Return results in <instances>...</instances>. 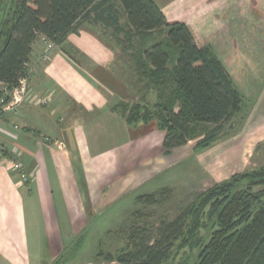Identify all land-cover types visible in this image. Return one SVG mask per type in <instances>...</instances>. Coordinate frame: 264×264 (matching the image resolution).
Listing matches in <instances>:
<instances>
[{
  "label": "trees",
  "instance_id": "obj_1",
  "mask_svg": "<svg viewBox=\"0 0 264 264\" xmlns=\"http://www.w3.org/2000/svg\"><path fill=\"white\" fill-rule=\"evenodd\" d=\"M14 1L9 23L0 20V84L11 91L28 78L39 38L61 47L87 23L101 30L132 71L134 100L112 111L132 127L155 124L166 154L189 141L195 152L211 149L242 110L232 75L204 35V19L169 18L154 0ZM172 193L165 188L138 201L162 206ZM144 231L138 228L105 262L264 264V166L200 193L173 221L162 222L155 238ZM182 249L192 253L178 259Z\"/></svg>",
  "mask_w": 264,
  "mask_h": 264
},
{
  "label": "crops",
  "instance_id": "obj_2",
  "mask_svg": "<svg viewBox=\"0 0 264 264\" xmlns=\"http://www.w3.org/2000/svg\"><path fill=\"white\" fill-rule=\"evenodd\" d=\"M154 1L181 21L182 9L194 13L199 6V0ZM43 42L33 46L28 97L55 90V104L42 108L26 100L16 113L0 115V264H28L32 238L76 234L64 233V226L82 227L91 211L109 208L184 158L183 147L165 153L161 131L129 126L112 111L103 85L113 80L103 72L115 47L95 26L83 24L48 61L36 62ZM11 161L23 165L30 183H21Z\"/></svg>",
  "mask_w": 264,
  "mask_h": 264
},
{
  "label": "rangeland",
  "instance_id": "obj_3",
  "mask_svg": "<svg viewBox=\"0 0 264 264\" xmlns=\"http://www.w3.org/2000/svg\"><path fill=\"white\" fill-rule=\"evenodd\" d=\"M14 2L0 1L2 22L9 23ZM182 11L186 14L182 15L183 22L204 19V35L242 95L240 114L226 126L221 139L211 149L195 152V141H189L180 151L184 158L173 170L158 172L144 186L123 195L109 208L91 211L89 221L82 227L77 228L75 224L68 229L64 226V233L67 229L76 234L64 238H32L29 242L32 257L27 260L28 264L35 261L36 264H107L105 255L121 251L138 228L145 229L141 235L155 238L161 223L173 221L200 193L234 174L264 166V0H199L194 13L187 8ZM96 29L106 39L101 30ZM43 43L36 62L43 61L48 50L47 42ZM55 49L48 52L49 58ZM118 54L115 49L112 61L103 72L113 80L111 85H103V91L113 106L132 102L135 97L132 71L125 61L118 59ZM34 59L32 55L27 70L29 82L35 72ZM31 88L29 85V92ZM55 92L48 89L38 94L30 93L26 100L42 108L52 107L58 97ZM43 99L50 101L40 104ZM143 126L158 128L155 124ZM165 188L172 189L173 193L170 201L162 206H148L138 201L141 196ZM60 246L62 250H59ZM184 252L192 253L190 249L179 250L178 259ZM193 252L195 254L196 250Z\"/></svg>",
  "mask_w": 264,
  "mask_h": 264
},
{
  "label": "built area",
  "instance_id": "obj_4",
  "mask_svg": "<svg viewBox=\"0 0 264 264\" xmlns=\"http://www.w3.org/2000/svg\"><path fill=\"white\" fill-rule=\"evenodd\" d=\"M48 44V50L43 56V61L46 62L49 59L48 52L52 49H55V45L51 43ZM29 79L25 78L21 80L20 87L14 90H9L6 85L0 84V115L5 113H16L20 106H22L26 97L29 95ZM50 99L40 100V104H47ZM3 151V150H2ZM11 170L17 173L20 177L21 183L28 184L30 183L31 176L27 174L21 163L16 161L10 162Z\"/></svg>",
  "mask_w": 264,
  "mask_h": 264
}]
</instances>
